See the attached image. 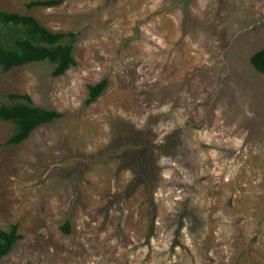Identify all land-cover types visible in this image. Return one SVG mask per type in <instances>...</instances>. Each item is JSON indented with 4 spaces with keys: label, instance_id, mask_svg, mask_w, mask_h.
<instances>
[{
    "label": "rangeland",
    "instance_id": "1",
    "mask_svg": "<svg viewBox=\"0 0 264 264\" xmlns=\"http://www.w3.org/2000/svg\"><path fill=\"white\" fill-rule=\"evenodd\" d=\"M32 1L0 11L79 34L78 66L0 68V107L65 115L19 146L0 121V264H264V0Z\"/></svg>",
    "mask_w": 264,
    "mask_h": 264
},
{
    "label": "trees",
    "instance_id": "2",
    "mask_svg": "<svg viewBox=\"0 0 264 264\" xmlns=\"http://www.w3.org/2000/svg\"><path fill=\"white\" fill-rule=\"evenodd\" d=\"M66 0H34L27 4L28 9L59 7ZM79 34L54 33L43 27L39 21L26 15L0 11V68L10 72L16 68L37 63L55 65L54 77L64 76L71 68L77 67L75 47ZM251 64L264 75V49L256 53ZM110 87L108 79L89 87L86 105L97 102ZM9 98L20 101L17 104L0 107V121L12 123L15 131L7 142L8 146H19L30 139L34 132L44 126L62 120L65 115L38 107L29 95L12 94ZM71 222L67 221L64 231L71 233ZM24 237L18 225L8 230L0 227V262L9 256Z\"/></svg>",
    "mask_w": 264,
    "mask_h": 264
}]
</instances>
